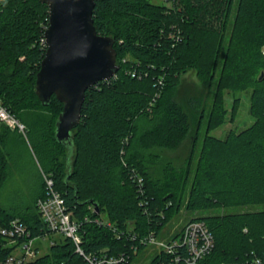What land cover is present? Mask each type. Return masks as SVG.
<instances>
[{
	"label": "trees",
	"instance_id": "1",
	"mask_svg": "<svg viewBox=\"0 0 264 264\" xmlns=\"http://www.w3.org/2000/svg\"><path fill=\"white\" fill-rule=\"evenodd\" d=\"M168 1L94 0L93 27L113 39L118 70L85 91L69 155L55 138L63 104L52 95L43 106L34 90L47 7L39 0H0V101L26 126L42 173L79 223L84 253L123 254L130 264L153 247L141 238L152 233L170 241L200 221L214 246L197 264H250L253 255L264 264V0ZM188 72L211 95L207 114L205 94L197 96L182 79ZM247 89L253 123L225 139L209 135L228 111L237 112L239 99L227 110L225 95ZM9 141V129L0 125V190ZM44 196L41 178L32 206H0V228L18 219L32 236L51 238L48 253L27 264H89L69 239L49 233L36 208ZM181 211L190 216L165 239V227ZM101 215L110 226L95 222ZM6 243L0 235V261L12 251ZM168 262L158 250L148 264Z\"/></svg>",
	"mask_w": 264,
	"mask_h": 264
},
{
	"label": "water",
	"instance_id": "2",
	"mask_svg": "<svg viewBox=\"0 0 264 264\" xmlns=\"http://www.w3.org/2000/svg\"><path fill=\"white\" fill-rule=\"evenodd\" d=\"M39 2L47 7L48 23L34 90L43 106L52 95L63 104L55 122V138L71 155V130L79 123L85 91L109 80L118 70L113 39L98 35L93 27L94 0ZM93 207L98 213L96 203Z\"/></svg>",
	"mask_w": 264,
	"mask_h": 264
},
{
	"label": "built area",
	"instance_id": "3",
	"mask_svg": "<svg viewBox=\"0 0 264 264\" xmlns=\"http://www.w3.org/2000/svg\"><path fill=\"white\" fill-rule=\"evenodd\" d=\"M264 62V44L260 47ZM134 76V73H131ZM0 125L14 130L25 136L26 127L11 114L0 101ZM137 184L142 179L136 176ZM45 196L37 199L36 208L39 216L52 236L69 239L75 251L83 255L89 264H125V255H108L106 252L84 253L81 247V237L78 233L79 223L72 218L65 202L58 191L54 189V182L50 175L42 173ZM140 203L139 205H141ZM144 205L147 202H143ZM86 221L87 218H84ZM97 224L109 223L96 219ZM0 235L7 240V246L12 248L11 253L0 264H27L40 255L39 248L46 241L48 235L32 236L27 227L18 219L9 221L6 227L0 228ZM119 236H117L118 238ZM52 240L48 244H52ZM143 245L153 246L169 256L168 264H197L198 260L207 255L214 246L213 236L207 226L200 221L187 223L179 237L167 241L156 238L152 233L140 239ZM38 245V246H37ZM250 264H262L260 258L252 260Z\"/></svg>",
	"mask_w": 264,
	"mask_h": 264
},
{
	"label": "rangeland",
	"instance_id": "4",
	"mask_svg": "<svg viewBox=\"0 0 264 264\" xmlns=\"http://www.w3.org/2000/svg\"><path fill=\"white\" fill-rule=\"evenodd\" d=\"M149 2L158 5H170V1L168 0H149ZM182 79L185 85L194 91L197 96L202 94L203 98L205 94L203 103L205 107L204 113L207 114L210 107L211 95L205 93L206 91L194 73L188 72L182 76ZM249 94L250 89L236 93H227L225 95L226 109L229 110L233 101L232 99L237 98L239 99L237 112L234 114V116H231L228 111L223 123L216 128L209 130L208 134L218 139H225L230 130L239 132L240 130L250 126L254 119L249 113ZM198 111L199 109L197 112H193L194 114L192 116L194 121L199 116ZM205 123V120H203L202 125L199 128V140L206 132ZM9 131L11 141H9L8 147L11 157L9 158L8 177L0 190V206L8 211H13L24 209L33 205L34 198L40 190L43 164L39 153L33 146L29 132L27 133V128L25 136L14 130ZM179 164L180 162L177 165ZM195 214L203 215L206 213L197 212ZM189 216L190 214L181 211L178 217L176 219L174 218L165 227L164 235L166 237L164 238L167 239V237L179 231L184 225V221ZM101 219L105 220V215H101ZM49 240H51V238L47 237L46 241L42 243L43 245L39 248L40 255L48 253ZM156 251L158 250L154 247H146L134 258L133 262L130 264H148L152 255ZM256 259L257 257H254L253 255L251 261Z\"/></svg>",
	"mask_w": 264,
	"mask_h": 264
}]
</instances>
